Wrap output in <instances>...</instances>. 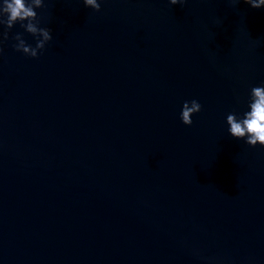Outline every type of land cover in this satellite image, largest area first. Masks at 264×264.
I'll use <instances>...</instances> for the list:
<instances>
[{"label":"water","instance_id":"obj_1","mask_svg":"<svg viewBox=\"0 0 264 264\" xmlns=\"http://www.w3.org/2000/svg\"><path fill=\"white\" fill-rule=\"evenodd\" d=\"M99 2L44 0L37 57L20 22L0 43V264H264V146L226 122L264 85V7Z\"/></svg>","mask_w":264,"mask_h":264},{"label":"clouds","instance_id":"obj_2","mask_svg":"<svg viewBox=\"0 0 264 264\" xmlns=\"http://www.w3.org/2000/svg\"><path fill=\"white\" fill-rule=\"evenodd\" d=\"M185 2L186 0H169L171 5H182ZM230 2L239 3L240 0H230ZM244 2L252 8L264 7V0H244ZM83 3L96 11L101 8L99 0H83ZM43 7L44 0H2L0 26H3V29L0 30V43L8 39L9 30L20 22L21 27L35 37L36 44L33 47L22 38L21 33H17L14 37L17 43L13 47L26 55L37 57L47 42L53 38L50 28L40 26L41 17L35 11ZM201 109L202 105L195 99L184 101L180 114L181 121L185 125H191L193 114L200 112ZM226 122L232 137L245 139V142L253 147L258 143L264 146V85L253 86L249 93L248 110L242 115H237L235 112L227 114Z\"/></svg>","mask_w":264,"mask_h":264}]
</instances>
